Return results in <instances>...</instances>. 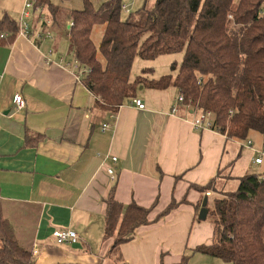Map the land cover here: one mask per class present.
Masks as SVG:
<instances>
[{
    "label": "crops",
    "instance_id": "crops-1",
    "mask_svg": "<svg viewBox=\"0 0 264 264\" xmlns=\"http://www.w3.org/2000/svg\"><path fill=\"white\" fill-rule=\"evenodd\" d=\"M24 3L0 0V16L18 20ZM53 32L52 39L19 33L12 44L0 45V216L15 223L37 264H159L162 253L170 264L210 244L214 227L196 218L216 192L198 187L220 168L230 169L240 141L194 127V112L178 103L174 87L139 90L144 109L132 99L114 112L97 106L68 57V30ZM17 92L25 100L22 110L14 103ZM112 189L125 205L151 206L150 220L156 219L116 251L113 239L103 240ZM56 229L73 230L78 239L58 244ZM211 263L199 253L187 262Z\"/></svg>",
    "mask_w": 264,
    "mask_h": 264
},
{
    "label": "trees",
    "instance_id": "trees-1",
    "mask_svg": "<svg viewBox=\"0 0 264 264\" xmlns=\"http://www.w3.org/2000/svg\"><path fill=\"white\" fill-rule=\"evenodd\" d=\"M27 1L32 3L31 15L25 18L29 35L41 28L45 36L39 39H52L53 29L58 34L68 30V57L78 62L82 81L95 95L97 106L117 111L136 98L140 85L159 90L174 87L184 96L180 105L194 113L211 111L216 130L228 141H240L238 157L242 141L254 148L251 132L262 134L263 144L264 0H154L152 5L143 0L127 15L122 0H106L99 7L84 0L81 9H67L51 0ZM22 11L18 20L8 13L0 16V45L12 44L19 35ZM96 25H103L98 44L92 38ZM176 52H183V58L175 72L149 77L145 73H153V68H144L131 78L136 58L153 60ZM224 169L198 187L201 192L218 193L213 208L207 206L208 216L215 217L213 241L197 245L170 264H187L196 253L229 264H264V177L248 172L237 177L227 174L226 178L239 180L237 188L227 189ZM114 194L112 189L106 198L103 235V240L113 239L112 251L132 240L139 227L156 220H150L151 206L134 200L125 205ZM175 205L171 203L167 211ZM164 256L159 264H168ZM0 264H37L31 249L21 242L15 223L2 216Z\"/></svg>",
    "mask_w": 264,
    "mask_h": 264
},
{
    "label": "rangeland",
    "instance_id": "rangeland-1",
    "mask_svg": "<svg viewBox=\"0 0 264 264\" xmlns=\"http://www.w3.org/2000/svg\"><path fill=\"white\" fill-rule=\"evenodd\" d=\"M95 7H99L104 1L106 0H91ZM130 1V0H127ZM53 3H59L63 7L67 9H81L84 7V0H51ZM150 4L154 2V0H150ZM143 0H135V6L133 7V10H135L138 6L142 5ZM125 15H127L125 13ZM52 32V35L54 36V32ZM103 33V25H96L94 27V30L92 32V38L96 44L100 42L101 36ZM65 39L66 37L63 34L62 41L65 45ZM183 58V52H176V53H171V54H162L158 56L157 58L153 60H144L140 58H136L133 64V68L131 71V78L134 79V77L138 74L141 73L142 69H150L153 68V73L146 72L145 75L149 77H159L161 75H165L171 72H175L178 68V65L182 61ZM149 87H143V85H140V92L143 95L145 89H148ZM249 138L253 140L254 142V148L251 149L250 147L245 146L246 141H242V148H241V155L240 157V150H237V157H235V162L234 164L230 167L228 170H224V177L222 178L223 181H226L228 184H226L227 189H235L238 187L239 180L237 178H226L225 175L230 174L234 177L243 175V173H256L262 177H264V163L261 165H255L253 164L251 157L254 156L257 151L263 150L264 149V144H262V139L263 135L260 134L259 132H251L249 135ZM227 161H225L226 163ZM218 196V193H213L210 197H208L207 202L208 206L213 208V199L214 197ZM214 219L215 217L212 215H209L206 220H200L199 219V213L197 215L196 221H206V223L212 224L214 227ZM214 239V235H213ZM211 264H229L225 263L219 258H212V263Z\"/></svg>",
    "mask_w": 264,
    "mask_h": 264
},
{
    "label": "built area",
    "instance_id": "built-area-1",
    "mask_svg": "<svg viewBox=\"0 0 264 264\" xmlns=\"http://www.w3.org/2000/svg\"><path fill=\"white\" fill-rule=\"evenodd\" d=\"M31 6H32L31 2L27 1L25 3V7L22 11V15H21V19H20V28H21L20 34L24 35V36H29V26H28V23L25 21V18L29 17L31 15V12L29 10ZM121 6H122L123 12L128 14L133 10V7L135 6V0H132V1L122 0ZM46 33H48V32H46ZM35 36L37 38H41L45 35H43L42 30L40 28V29L36 30ZM48 36H50L49 33H48ZM73 66L76 69H79L78 62H74ZM81 75H82V73L79 72L78 73L79 79L81 78ZM177 101L178 102L184 101L183 94L179 93V95L177 96ZM132 102L139 109H144L146 107L145 102L142 99L134 98L132 100ZM14 103L16 105V108L19 110L24 109L26 106L25 100L23 99L22 95L19 92H17L14 96ZM176 111H177V107H173L172 112H176ZM192 124L197 129H213V130H216V128L214 127L215 116L213 115V113L211 111L195 112L194 117L192 119ZM108 126H109V124H105L104 129L107 128ZM249 144L251 145V141L249 142ZM263 144H264V142H263ZM256 155L257 156L254 158L255 165L263 164L264 163V149L257 151ZM112 160L114 162H116L117 157L113 156ZM105 169H106V172L108 173V175L112 178V180H115L116 179V173H115L114 168L107 165ZM207 194H210V192H208ZM53 234H54L56 243H58V244L73 242V241H76L78 239L77 233L73 230H70V229H56ZM36 252H37V250H34L33 254Z\"/></svg>",
    "mask_w": 264,
    "mask_h": 264
},
{
    "label": "water",
    "instance_id": "water-1",
    "mask_svg": "<svg viewBox=\"0 0 264 264\" xmlns=\"http://www.w3.org/2000/svg\"><path fill=\"white\" fill-rule=\"evenodd\" d=\"M208 207H207V201H204L203 204H202V207L199 211V219L200 220H206L207 217H208Z\"/></svg>",
    "mask_w": 264,
    "mask_h": 264
}]
</instances>
